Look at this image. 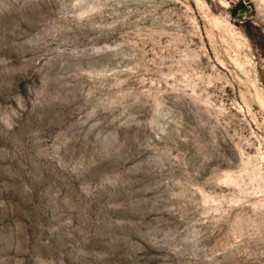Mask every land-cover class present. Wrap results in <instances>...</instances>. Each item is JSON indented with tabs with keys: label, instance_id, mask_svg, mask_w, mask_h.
Returning a JSON list of instances; mask_svg holds the SVG:
<instances>
[{
	"label": "rangeland",
	"instance_id": "obj_1",
	"mask_svg": "<svg viewBox=\"0 0 264 264\" xmlns=\"http://www.w3.org/2000/svg\"><path fill=\"white\" fill-rule=\"evenodd\" d=\"M0 264H264V0H0Z\"/></svg>",
	"mask_w": 264,
	"mask_h": 264
},
{
	"label": "trees",
	"instance_id": "obj_2",
	"mask_svg": "<svg viewBox=\"0 0 264 264\" xmlns=\"http://www.w3.org/2000/svg\"><path fill=\"white\" fill-rule=\"evenodd\" d=\"M241 9V8H240Z\"/></svg>",
	"mask_w": 264,
	"mask_h": 264
}]
</instances>
